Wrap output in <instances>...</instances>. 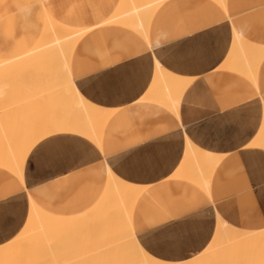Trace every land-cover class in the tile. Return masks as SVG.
<instances>
[{
    "label": "crops",
    "instance_id": "obj_1",
    "mask_svg": "<svg viewBox=\"0 0 264 264\" xmlns=\"http://www.w3.org/2000/svg\"><path fill=\"white\" fill-rule=\"evenodd\" d=\"M224 2L164 0L142 34L101 24L121 0H0V56L16 52L4 60L38 44L47 14L61 24L92 27L75 46L71 76L85 100L112 112L100 147L81 134L55 133L31 148L21 176L0 165V246L24 230L29 196L61 218L91 211L105 197L107 166L118 179L145 187L131 222L159 260L181 263L200 256L217 231V217L240 230H264V148L252 146L264 124V58L255 80L232 68L243 61L229 63L235 32L264 47V0ZM158 62L170 76L192 79L181 97L166 90L169 103L160 98L164 85L156 84ZM152 93L156 100L148 101ZM29 94L30 101L40 98L39 90ZM186 135L221 157L207 189L179 175Z\"/></svg>",
    "mask_w": 264,
    "mask_h": 264
},
{
    "label": "bare ground",
    "instance_id": "obj_2",
    "mask_svg": "<svg viewBox=\"0 0 264 264\" xmlns=\"http://www.w3.org/2000/svg\"><path fill=\"white\" fill-rule=\"evenodd\" d=\"M163 1L121 0L116 13H113L111 18L101 24L126 25L143 34L147 32L146 28L152 15ZM217 1L221 5H225L226 2L224 0ZM91 29L92 27L77 28L61 24L47 14L42 35L33 49L20 57L0 60V165L16 172V175L21 176L31 148L38 141L52 134L61 132L81 134L100 147L103 128L112 112L85 100L71 76V58L75 46ZM233 36L235 39L229 63L234 64L237 60L243 61L238 66L235 64L232 68L242 71L250 79L255 80L259 68L257 65L264 58V47L247 42L236 32ZM145 37L147 38V36ZM156 70L157 78H159L158 81L155 79L156 84L164 85V89L161 88L164 94L155 92L156 98L160 95L163 96H160L161 100L171 93L175 95L174 91L181 97V92L186 88L189 80H192L170 76V73L166 72L159 62ZM28 76L32 77L34 83L29 84L28 78L24 80V77ZM46 79L54 81V89L38 84L41 82L38 80L46 81ZM2 81L8 83V85L4 84L7 87H3ZM33 90L40 91V94L36 95L40 98L39 100L31 99V102L28 98L29 92ZM47 90H50L49 94H42ZM166 90L168 91L167 95H165ZM158 94L160 95L158 96ZM148 96H146V100L149 99L150 96ZM153 98L155 99L152 93L148 101H152ZM172 99L174 100V98ZM166 100L164 99L166 103H169L168 97ZM27 101L31 103L26 104ZM156 101H160V99L158 98ZM51 104L55 106V109L50 108ZM27 106H30V110H32L29 113V109L26 111ZM17 108L21 109L17 110ZM44 108L46 114L43 113ZM38 111H41V114H38ZM28 120L29 122H27ZM185 141V156L179 175L195 174L196 178L192 176L190 178L198 179L200 185L207 189L210 177L221 157L196 147L187 135ZM252 146L264 148V124L260 136L252 143ZM107 170L109 184L104 199L82 216L71 219L57 217L38 208L35 201L29 196L30 213L26 226L17 238L0 246V264H76L77 261H79L78 264H200L206 259L212 261H207L209 264H231V261L232 264H236L235 262L242 264V260L246 263V256L248 263L249 260L254 261L253 257L258 255L263 257L259 262L264 264V230H240L229 225L220 217H217L218 227L212 241L200 256L181 263L155 258L135 235L131 222L132 207L139 197L140 191L145 187L143 186L141 189L118 179L119 177L117 178L108 166ZM179 175L175 174V177ZM232 185L234 187L235 184ZM76 256H78L77 261L75 260ZM235 258L239 261H234ZM229 259L232 260L229 261ZM256 259L255 261H258Z\"/></svg>",
    "mask_w": 264,
    "mask_h": 264
},
{
    "label": "rangeland",
    "instance_id": "obj_3",
    "mask_svg": "<svg viewBox=\"0 0 264 264\" xmlns=\"http://www.w3.org/2000/svg\"><path fill=\"white\" fill-rule=\"evenodd\" d=\"M0 37H1V36H0ZM15 53H16V52H15L14 50H10V49H8V50H6V51H2V54H3V55H6V56L4 57V56L1 55L0 58H1L2 60H4V59L7 58V57H12V56H14ZM19 78H20V77H19ZM19 78H18V80H19ZM1 79H3V78L1 77ZM21 79H22V78H21ZM48 79H49V78H48ZM48 79H46V81H45V80H38V81H41V82L38 83V84H40V85L43 84V86H45V88L47 87V88H52V89H54V81H53L52 84H51L50 82H47ZM50 80H51V79H50ZM3 81H4V79H3ZM3 81H2V83H3V85H4L6 82H3ZM48 81H49V80H48ZM19 83H20V82H19ZM0 84H1V81H0ZM45 84H46V85H45ZM47 84H48L50 87H49ZM6 85H8V83H6ZM6 85H4L3 87H7ZM40 85H39V86H40ZM52 85H53V87H52ZM1 86H2V85H1ZM33 86H35V85H33ZM39 86H38V87H39ZM43 86H42V88H43ZM6 89H7V88H6ZM49 91H50V90H47L46 93H42V94H49V93H50ZM48 92H49V93H48ZM39 97H40V96H37V98H39ZM50 108L55 109V106H54L53 104H51ZM28 109H29V111H28ZM28 109H26V111H28V113H29L30 111H32V110H30V108H28ZM44 109H45V108H44ZM28 113H26V114H28ZM27 116H28V115H27ZM27 116H26V118H27ZM24 117H25V116H24ZM28 118H29V116H28ZM31 119H32V117H31ZM27 122H29V120H28ZM27 125H28V124H27ZM194 175H195V174L190 175V174L186 173V174H184L183 176H189V178H190V176H192L193 178H196V176H194ZM190 179L193 180L192 178H190ZM194 180H196V179H194ZM112 202H113V201H112ZM70 234H71V233H70ZM72 234H73V233H72ZM70 236H71V235H70ZM71 237H72V236H71ZM71 237H70V238H71ZM78 247H79V246H78ZM77 251H78V250H77ZM77 251H76V252H77ZM72 252L74 253V251H72ZM77 253H78V252H77ZM77 253H76V254H77ZM76 257H77V258H76L75 260L77 261L78 256H76ZM229 257H230V256H229ZM255 257L258 258V259H256ZM255 257H253V258H254V261H253V260H252V261L249 260L250 263H249V261H248V263H249V264H252L251 262H254L253 264H257L259 261L261 262V260L263 259V257L260 256V255L255 256ZM233 258H234V257H233ZM245 258H246L245 261H246V263H247V259H248V257L246 256ZM245 258H243V259H245ZM249 258H251V257H249ZM218 259H219V257H218ZM222 259H224V258H222ZM236 259H237V258H235L234 261H239V259H238V260H236ZM251 259H252V258H251ZM255 259L258 260V261H255ZM214 260H215V259H214ZM214 260H213V261H214ZM220 260H221V259H220ZM231 260H232V259H229V261H231ZM241 260H242V258H241ZM207 261L212 262L211 260H209V259L207 260V259H206L205 261L203 260L200 264H202L203 262H206V263H207ZM227 261H228V259H227ZM215 262H216V260H215ZM217 262H219V260H217ZM223 262H224V261H223ZM223 262H222V263H223ZM242 262H243V263H242ZM242 262H241L242 264H246V263L244 262V260H242ZM255 262H257V263H255ZM260 262H259V263H260ZM78 263H79V261H77L76 264H78ZM206 263H203V264H206ZM225 263H226V261H225ZM235 263H236V264H239V263H237V262H235ZM248 263H247V264H248ZM259 263H258V264H259ZM60 264H62V263H60ZM207 264H209V263H207ZM211 264H212V263H211ZM227 264H230V263H227ZM231 264H232V261H231ZM233 264H234V263H233ZM260 264H261V263H260Z\"/></svg>",
    "mask_w": 264,
    "mask_h": 264
}]
</instances>
